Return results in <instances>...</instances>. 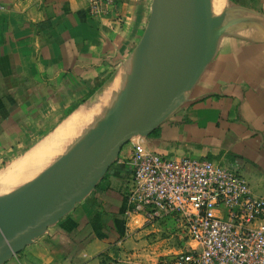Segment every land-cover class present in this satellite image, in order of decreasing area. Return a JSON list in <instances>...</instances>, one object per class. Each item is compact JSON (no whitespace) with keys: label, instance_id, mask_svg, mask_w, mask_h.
<instances>
[{"label":"crops","instance_id":"1","mask_svg":"<svg viewBox=\"0 0 264 264\" xmlns=\"http://www.w3.org/2000/svg\"><path fill=\"white\" fill-rule=\"evenodd\" d=\"M151 1L115 0L92 17L87 0H0V182L16 165L49 166L67 120L136 47ZM230 2L244 21L264 23V0ZM141 139L165 157L236 168L264 197V30L222 36L184 102ZM131 151L128 142L95 190L2 264H157L173 251L167 221L144 227L125 217Z\"/></svg>","mask_w":264,"mask_h":264},{"label":"water","instance_id":"2","mask_svg":"<svg viewBox=\"0 0 264 264\" xmlns=\"http://www.w3.org/2000/svg\"><path fill=\"white\" fill-rule=\"evenodd\" d=\"M241 10L232 5L215 14L211 0L151 1L144 31L124 63L123 82L109 106L69 151L0 194V264L83 200L125 144L146 137L184 102L222 36L264 30L263 22L244 21L237 14Z\"/></svg>","mask_w":264,"mask_h":264},{"label":"built area","instance_id":"3","mask_svg":"<svg viewBox=\"0 0 264 264\" xmlns=\"http://www.w3.org/2000/svg\"><path fill=\"white\" fill-rule=\"evenodd\" d=\"M114 4L87 0V11L99 17ZM129 142L131 175L123 188L127 221L144 227L174 221L166 237L176 248L157 264H264V197L251 191L242 173L218 161L162 156L138 136Z\"/></svg>","mask_w":264,"mask_h":264},{"label":"rangeland","instance_id":"4","mask_svg":"<svg viewBox=\"0 0 264 264\" xmlns=\"http://www.w3.org/2000/svg\"><path fill=\"white\" fill-rule=\"evenodd\" d=\"M211 4H212V7H215V9H216V5H218V6L222 5V6H224V8H227V6H229L231 4V2H230V0H214V1H211ZM228 13L230 15L233 14L230 11H228ZM237 14L238 15H246L244 12H240V11L237 12ZM244 18L247 19L249 17L245 16ZM250 18H253V17H250ZM125 68H126V65H123L116 72V75H119L118 73H121L118 80H116L117 76L115 75V77L110 82L108 87H106V89H104L102 92H100L94 99H92L90 101L88 100L84 106H82L79 110H77L74 114H72V116L69 118V120H67L66 123H69L70 127L68 128V131H67L68 134H67V138H65L66 141L62 147H55L54 148L55 150H54V153L52 154V159H51L52 162H50L49 165L54 163L57 159H59L62 155H64L67 151H69V149L73 146V144L82 137V134H84L85 131L87 130V128L95 121L96 117L102 113V110L105 107L109 106V103L113 100L117 90L120 88V85H121L120 83L123 82L124 75L126 73ZM114 83H115V86H114L115 88L114 87L112 88V85ZM118 86H119V88H118ZM74 123H77L76 126L74 125ZM47 144L49 145L47 148H51L50 143H49V139L47 141ZM47 148H44V149H47ZM47 150H49V149H47ZM47 167L48 166H46L45 168H47ZM45 168L29 170V169H22V164L20 165V167H19V165H16V170H13L12 173H9L5 177L4 182H0V194H3L6 191H9L11 188L19 185L20 183H22L26 179L31 178L32 176L36 175V173H38L39 171H41ZM11 170L12 169L6 170V172H9ZM16 171H21V172L17 173ZM1 172H3V171H1ZM15 172L17 173V175L14 177L12 175L15 174ZM13 181H16V182L22 181V182L15 184L16 182L14 183ZM166 221H167V223H169V227L171 229L174 226V221L171 220L170 218H167Z\"/></svg>","mask_w":264,"mask_h":264},{"label":"bare ground","instance_id":"5","mask_svg":"<svg viewBox=\"0 0 264 264\" xmlns=\"http://www.w3.org/2000/svg\"><path fill=\"white\" fill-rule=\"evenodd\" d=\"M211 1H214V0H211ZM221 6H222V5H221ZM221 6L216 5V9H215V7H212V8H213V11H214L215 14L219 13L220 10L223 9L224 6H222V7H221ZM123 73H124V72H123ZM118 74H119V75H116V76H117V79H116V80L119 79L121 73H118ZM112 83H113V82H112ZM120 84H121V83H120ZM114 86H115V83L112 85V88H113ZM109 88H110V87H109ZM114 88H115V87H114ZM118 88H119V86H118ZM111 90H112V89H111ZM111 92H112V91H111ZM102 97H103V96H102ZM100 100H101V99H100ZM100 102H101V101H100ZM94 106H95V105H94ZM94 106H93V107H94Z\"/></svg>","mask_w":264,"mask_h":264},{"label":"trees","instance_id":"6","mask_svg":"<svg viewBox=\"0 0 264 264\" xmlns=\"http://www.w3.org/2000/svg\"><path fill=\"white\" fill-rule=\"evenodd\" d=\"M230 1H232L233 3H237V4H253V0L252 1H247V0H230ZM93 190H95V188L93 189ZM92 190V191H93ZM92 191H90L89 192V194L92 192ZM88 194V195H89Z\"/></svg>","mask_w":264,"mask_h":264}]
</instances>
